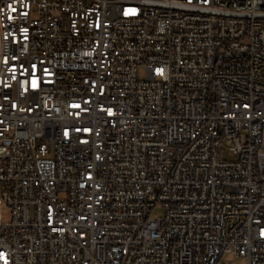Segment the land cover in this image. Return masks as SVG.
<instances>
[{
  "label": "built area",
  "instance_id": "obj_1",
  "mask_svg": "<svg viewBox=\"0 0 264 264\" xmlns=\"http://www.w3.org/2000/svg\"><path fill=\"white\" fill-rule=\"evenodd\" d=\"M224 255L264 264V0H0V264Z\"/></svg>",
  "mask_w": 264,
  "mask_h": 264
},
{
  "label": "rangeland",
  "instance_id": "obj_2",
  "mask_svg": "<svg viewBox=\"0 0 264 264\" xmlns=\"http://www.w3.org/2000/svg\"><path fill=\"white\" fill-rule=\"evenodd\" d=\"M146 70L144 67L139 68V78L141 80L145 79ZM225 158H227L225 156ZM11 211L10 209L4 205L2 208V219L3 223H8L10 221ZM151 216L153 218L163 219L165 217V211L162 206L158 205L151 211ZM221 263L228 264H248V259L244 257H236L235 255H224L221 259Z\"/></svg>",
  "mask_w": 264,
  "mask_h": 264
}]
</instances>
